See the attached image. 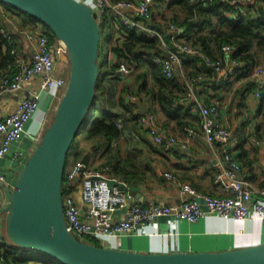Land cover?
Returning a JSON list of instances; mask_svg holds the SVG:
<instances>
[{
    "label": "crops",
    "instance_id": "1",
    "mask_svg": "<svg viewBox=\"0 0 264 264\" xmlns=\"http://www.w3.org/2000/svg\"><path fill=\"white\" fill-rule=\"evenodd\" d=\"M93 5L92 0H81ZM187 0H174L171 3L165 0H154L151 4V21L154 26H161V31L166 36L165 40L170 47H174V40L171 37L172 31L168 28L164 19L171 22V16L184 18L188 13ZM258 0H241L240 2H248L255 4ZM163 20V22H162ZM11 24L10 28L4 22ZM146 22L148 23L147 19ZM41 23V22H37ZM42 24V23H41ZM4 25L7 29L14 30L19 26L18 17L5 4L0 2V26ZM114 34L103 40V47L99 53L102 69L106 71L110 68V58L114 60V64L119 62L115 53L111 49L120 35L121 31H117L118 24L114 23ZM21 27V26H20ZM29 27V26H25ZM25 27H21L22 29ZM158 28V27H157ZM18 45L29 48L23 30L17 31L14 38ZM120 38H118V41ZM99 48V47H98ZM257 64L264 69L263 49H257ZM195 53L189 52L182 54L183 74L175 69V73L180 76L184 82L183 75L191 79L192 89L199 101L216 102V117L230 130V150L235 159L242 165V175L249 178L254 186H264V136L258 137L254 134L255 126L260 121V115L257 113V105L259 102L260 92L264 86V72L258 73L255 77L256 84L261 82L259 95L255 96L254 90L248 92L246 107L240 108L239 89L247 81V78H226L222 71H217L210 67V71H199L189 74L186 70V62L188 56L193 59ZM224 56L222 52L219 54ZM14 59V57H13ZM55 73L66 77L68 75V61L66 54H63L57 61ZM229 64V63H228ZM227 64V65H228ZM255 66V67H256ZM254 67V68H255ZM15 70L14 60L6 67L0 68V77L4 73L12 74ZM102 70L96 87L97 103L100 104L99 110L114 111L108 104V97L112 94L113 82L115 79L111 74H106ZM120 88L115 94H118L121 87L130 83L133 74L120 73ZM42 72L35 74L29 80L24 88L0 94V119L8 112L13 110L17 102L28 94V88L35 87L38 84ZM227 80V81H226ZM175 90V89H173ZM134 99L125 97L133 101L135 109L139 112L152 110L157 116L160 127L168 134H173L178 139L183 136V125L189 124L198 131V136L190 139L184 146L180 143H174L171 149L166 150L151 141L148 132L142 128L134 130L132 122L128 119V115L124 109L122 113L124 118L120 117V125L122 134L113 138L109 145L95 147L91 150V140L77 136L72 146L68 150L66 157L65 169L69 168L76 159H81L86 165L101 170L111 186L118 187L121 190L132 193L138 201L146 203L150 199H154L161 203L174 204L182 200L184 196L180 193L179 187L164 176V171H171L177 174L181 181H188L197 189L208 192L213 195L222 194L221 187L213 180L215 171L219 168L221 161L219 144L217 142L209 143L205 141L199 131V115L196 107L192 103H182L177 116L167 118L160 110L158 103L144 95H137V89L131 90ZM60 89L52 86L40 92L38 104L42 96L47 101L45 113L42 118L50 113ZM179 93V92H178ZM186 93V84H185ZM256 98V99H255ZM180 99L192 102L183 96ZM255 100L257 103L255 104ZM35 112V111H34ZM33 112V113H34ZM33 115V114H32ZM178 118V119H177ZM31 119V117H30ZM28 120L24 134L21 138L12 143L10 151L0 160V172L6 176L8 186H13L16 176L24 163V160L33 150L36 142L39 141L42 133L43 123H37V126L30 128ZM43 121V119H42ZM182 121V123H180ZM245 121V124L243 123ZM44 122V121H43ZM184 123V124H183ZM183 124V125H182ZM238 131L242 132L245 141L242 147L237 146ZM2 133L0 132V143ZM100 139V138H99ZM241 148L245 154L241 155ZM20 152L21 156L16 157L15 154ZM117 154V155H116ZM116 158L120 161L115 164L113 170L108 161L114 162ZM128 158V159H127ZM112 165V164H111ZM110 166V167H109ZM111 168V169H110ZM130 170L129 173H125ZM81 182L80 186L74 191L75 198L79 206L84 210L86 204L81 200ZM0 195H5L4 187L0 184ZM7 199V198H6ZM202 203V201L200 200ZM2 206H0L1 208ZM125 214L124 208H118L114 216ZM2 215V214H1ZM4 230V228H3ZM5 234V233H4ZM100 242L102 246H110L115 248L127 249L140 252H186L201 250H225L250 246L254 244L264 243V218L249 215L244 219L233 217H224L214 212H209L195 221H187L170 215L159 216L154 220L138 227L129 234L101 235ZM11 243V242H10ZM20 264H47L42 260H27Z\"/></svg>",
    "mask_w": 264,
    "mask_h": 264
},
{
    "label": "built area",
    "instance_id": "2",
    "mask_svg": "<svg viewBox=\"0 0 264 264\" xmlns=\"http://www.w3.org/2000/svg\"><path fill=\"white\" fill-rule=\"evenodd\" d=\"M153 1L92 0L91 7L97 20H100L103 15H109L125 25L142 29L149 36L156 37L163 52L155 55L154 61L167 77L173 76L175 69H178L181 74L184 73L182 54L189 52H198L207 66L222 71L226 78L234 75L235 68L242 64V61L236 60L229 54L235 50L234 45L223 44L221 50L224 56L212 58L187 42L188 35L183 26L168 22L165 18L164 22L172 31L171 37L175 44L174 47H170L163 32L157 26L146 22L147 18H151L150 7ZM169 1L165 0V2ZM187 1L208 4L212 0ZM237 1L239 0H232V2ZM30 26L23 29L17 26L14 30L7 29L4 25L0 26V41L4 42V47L6 46L8 52L14 57L15 65L12 74L4 73L0 77V94L24 88L35 74L42 72L37 86L28 88L26 97L17 102L13 110L0 119L2 133L0 160L10 151L12 143L24 134L28 120L38 107L40 92L52 86L61 88L67 82L65 77L55 73L56 61L66 53L63 42L57 38L51 41L41 23ZM20 30L24 32L29 48H24L15 42L13 31ZM110 60V65H113L115 61L111 58ZM117 63L118 72L123 74L135 69L133 65L125 61ZM260 72H264V69L256 66L251 76L255 77ZM182 77L186 84L185 97L192 100V105L198 111L199 131L202 138L209 143L219 144L221 161L213 180L221 187L222 194L213 195L199 190L191 183L181 181L177 174L167 170L163 172L164 176L177 185L180 193L187 197H183L174 204L161 203L154 199L144 203L138 201L132 193L111 186L101 170L86 165L81 159H76L68 169H65L64 174L67 181L74 178L81 179L80 193L82 202L86 204L85 209L79 206L73 192L62 195L66 227L75 236L129 234L138 225H144L164 215L190 222L209 212L238 219H244L253 214L264 218V186L256 187L249 178L242 175V165L233 157L230 150V130L216 117L217 103L213 101L207 104L199 101L193 92L191 79L184 75ZM261 85V82L257 83L254 89L255 96L259 95ZM128 97L134 99L133 94ZM139 122L148 130L151 141L166 150L171 149L174 143L184 146L199 134L189 124L183 127L181 139L168 134L160 127L157 116L152 110L140 113ZM15 156L20 157L21 153L18 152ZM6 179V176L0 172V182H6ZM118 208H124L125 214L115 217L114 213ZM3 228L4 215H0V244L10 243Z\"/></svg>",
    "mask_w": 264,
    "mask_h": 264
},
{
    "label": "water",
    "instance_id": "3",
    "mask_svg": "<svg viewBox=\"0 0 264 264\" xmlns=\"http://www.w3.org/2000/svg\"><path fill=\"white\" fill-rule=\"evenodd\" d=\"M2 1L45 22L63 42L68 61L67 83L53 120L13 186L0 182L7 198L0 215L11 243L41 250L63 264H264V243L216 251L140 252L95 245L67 229L63 176L68 150L95 96L100 39L96 14L80 0ZM147 21L152 24L151 18Z\"/></svg>",
    "mask_w": 264,
    "mask_h": 264
},
{
    "label": "trees",
    "instance_id": "4",
    "mask_svg": "<svg viewBox=\"0 0 264 264\" xmlns=\"http://www.w3.org/2000/svg\"><path fill=\"white\" fill-rule=\"evenodd\" d=\"M172 1L174 0H170L169 2L171 3ZM240 1L241 0L237 2H232V0H212L208 4H195L186 1L188 4L187 15L184 18L171 16L170 21L176 25L183 26L188 35L187 42L196 48L198 47L200 52H204L212 58L220 56V53L222 55L223 51L221 50V46L223 44H232L236 47L235 50H232L229 54L236 60L242 61V64L235 68L234 76L235 78H247V81L239 89V107L242 108L247 105L246 100L248 92L253 91L257 85L255 78L251 79L249 77L258 63L256 50L263 49L264 54V0H258L255 4H248V2L241 3ZM0 2L9 7L18 17L19 26L25 27L41 22L49 39L51 41L56 39L50 27L42 20L14 5L3 2L2 0H0ZM97 22L100 33L98 55L103 47V40L107 39V42H110L108 38L112 36V33L114 34L113 25L117 23L118 29L116 30L121 32L120 35L116 37L115 43L111 45V49L115 53L117 59L119 58V61H125L133 65L135 69H138L137 71L134 69L135 72H130V74H133L131 77L132 80L129 85L125 84L121 87L117 97L118 104L126 111L128 119L132 122V128L136 131L141 128L146 132L148 131L139 122V109H135V107L132 106L133 101L125 97V93L131 90L134 91V87L137 89L138 96L143 97L148 94L150 98L154 99L167 118L178 117L177 113L179 109L182 108V103L191 102L180 99L181 96H183V98L185 97V84L181 81L180 76L177 74H173L171 77L165 76L161 72L160 66L154 61L155 55L163 52L158 45L157 38L149 36L142 29L125 25L109 15H103ZM157 27L161 31V26ZM15 34L16 32L13 31L14 38ZM118 38H120L119 41ZM13 60V56L8 52V48H6V46L4 47V42L0 41V68L8 66ZM185 62V67L189 74H194L199 71H210V67L205 64L199 53H195L193 59L188 56V60ZM117 65L118 63H115L104 71L101 64L98 63L99 74L96 87L103 73L102 70L106 72V74H111L117 80L121 79L116 67ZM227 78L229 79L231 76ZM206 103L208 104V102ZM99 105L100 104L97 103V93L95 91V96L75 136V138L81 136L84 139H90L92 145L90 147L91 150L98 147V144L106 148L105 145H109L113 138L123 133L121 125L118 124L120 122V116L113 111L104 109H102L101 112L98 107ZM257 113L260 115V121L255 126L254 134L258 137H263L264 86L260 92ZM180 123H182V121H180ZM243 123L245 124V121ZM185 125L187 124H184L183 127ZM237 135V146L242 147L246 136L239 131ZM241 150V155L245 154L244 149L241 148ZM116 155L114 162L108 161L113 170H115V164L120 161V159L118 160L116 158ZM129 172L130 170L125 171V173ZM63 182L62 195H65L70 192L74 193L78 186H80L81 179L74 178L73 180L67 181L64 174ZM74 195H76V192ZM76 237L80 238L78 236ZM87 242L95 245H102L95 239L87 240ZM30 259L42 260L47 264H63L54 257L35 248L21 247L13 243L0 244V264H20Z\"/></svg>",
    "mask_w": 264,
    "mask_h": 264
},
{
    "label": "rangeland",
    "instance_id": "5",
    "mask_svg": "<svg viewBox=\"0 0 264 264\" xmlns=\"http://www.w3.org/2000/svg\"><path fill=\"white\" fill-rule=\"evenodd\" d=\"M98 59H100V57L98 56ZM136 71L138 69H135ZM135 70L133 69V72H135ZM132 72V71H131ZM68 76H66L65 78L67 79ZM184 79V78H183ZM67 83V82H66ZM66 85V84H65ZM65 85L60 89V92L58 93V97L56 98V102L54 103L50 113H48L46 115V118H42L43 114L45 113V108L47 106V101L44 100V96L41 97L40 99V102L38 104V107L37 109L35 110V112L33 113V115L31 116V119L29 121V127L32 128V127H35L37 126V123L39 122L40 124L43 123V126H42V132H44V130L47 128V126L50 124V122L53 120V117H54V113H55V109H56V106L58 104V101L60 99V96L62 95L63 93V90L65 88ZM113 86L111 89H112V94L110 95V98L108 97V104H110V106L112 107H109V108H112L114 111V113H117L120 117L124 118L123 116V113H122V109H121V106L118 104V99L115 97V94L118 92V89L120 88V82L115 80L113 82ZM130 94H133L132 91L128 92ZM256 99V98H255ZM257 103V100H255V104ZM43 119V121H42ZM120 124V122L118 123ZM42 134V133H41ZM37 144V142H36ZM216 172V171H215ZM175 174V173H174ZM215 174V173H214ZM214 176V175H213ZM188 182V181H187ZM190 183V182H189ZM7 202V199H6V195H0V206H4ZM1 207V208H2ZM78 236V235H77ZM80 237L82 240H97V241H100L101 237L102 236H96V235H91V234H84L81 236H78ZM10 242L11 240L8 239Z\"/></svg>",
    "mask_w": 264,
    "mask_h": 264
}]
</instances>
